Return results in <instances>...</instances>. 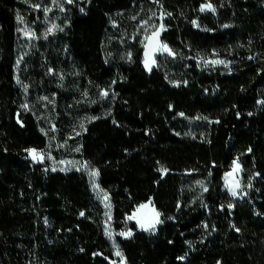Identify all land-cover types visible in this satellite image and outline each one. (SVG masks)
<instances>
[{"label": "trees", "instance_id": "16d2710c", "mask_svg": "<svg viewBox=\"0 0 264 264\" xmlns=\"http://www.w3.org/2000/svg\"><path fill=\"white\" fill-rule=\"evenodd\" d=\"M129 1L74 0L63 29L34 41L17 16L39 27L45 0H0V264H114L116 247L127 264H264V70L217 75L165 55L148 71L137 24L103 15ZM158 1L197 50L264 56V0ZM55 127H79L113 231H133L116 246L89 172L29 157ZM236 157L241 198L223 182ZM148 201L162 216L155 232L127 222Z\"/></svg>", "mask_w": 264, "mask_h": 264}, {"label": "rangeland", "instance_id": "374dc122", "mask_svg": "<svg viewBox=\"0 0 264 264\" xmlns=\"http://www.w3.org/2000/svg\"><path fill=\"white\" fill-rule=\"evenodd\" d=\"M74 0H72L73 2ZM68 0H45L43 5L36 7L39 12V27H31L27 23V16L21 20V35L26 40H34L47 38L63 29L61 13L68 4ZM103 15L110 21L115 22L117 19L129 18L133 20L138 28L137 34L141 37L144 48V65L148 62L150 71L157 63L160 56H171L173 58H186L192 60L201 70H205L211 74L227 75L236 72H242L247 69L257 68L264 70V56L261 54L254 55L242 63H233L220 58L216 53H203L194 48L184 37L182 17L168 6L166 3L158 0H132L126 4L103 10ZM163 26V27H161ZM51 29V31H49ZM170 31L172 41L168 42L163 38V34ZM158 32L159 35L153 38V33ZM27 33V34H26ZM167 46V51L162 50V46ZM212 61H223V63H212ZM28 107V105H27ZM41 112V109L36 107ZM37 118L40 115L37 114ZM48 137V145L44 148L30 147L27 149L28 155L35 163L44 165L46 170H86L89 172L93 192L103 205L105 210L106 221L104 228L116 246L115 236L122 233H133L130 228L119 231L117 234L113 231L110 223L111 203L109 194L99 186L95 171L91 170L88 164L79 155V146L77 135L79 127L74 128L72 132H65L62 128H52V132L46 131ZM29 149H35L43 156L42 160H34L29 153ZM236 164L239 168H236ZM224 186L234 198H241L245 195L243 182V165L239 157H236L224 174ZM143 206V207H142ZM159 214L158 216L156 214ZM129 217H132L129 219ZM160 221L155 223V221ZM127 222H136L140 230L146 232H155L156 228L162 222V216L151 201L139 204L135 210L127 216ZM154 224V227H149ZM143 225V226H142ZM110 233V235L108 234ZM127 237V235H121ZM121 253L116 247V258L114 264H127L124 257L117 255Z\"/></svg>", "mask_w": 264, "mask_h": 264}, {"label": "snow or ice", "instance_id": "6c2138e0", "mask_svg": "<svg viewBox=\"0 0 264 264\" xmlns=\"http://www.w3.org/2000/svg\"><path fill=\"white\" fill-rule=\"evenodd\" d=\"M68 2L69 3H71L72 2V0H68ZM204 7L205 6H202V8H201V10L203 11L204 10ZM206 7H208V8H211L212 6L211 5H207ZM213 11L215 10V9H212ZM17 19L18 20H22V18L21 17H19V16H17ZM161 27H163V26H161ZM49 31H51V29H49ZM27 34V33H26ZM159 35V33L158 32H154L153 33V38H155L156 36H158ZM162 50H168L167 49V46L166 45H164V46H162ZM212 63H223V61H212ZM145 67H148V62L147 61H145ZM104 95H107V93H104ZM29 151V153L32 155V157H33V159L34 160H37V159H39V160H42L43 159V156H42V154L41 153H39V152H37L35 149H29L28 150ZM236 168L238 169L239 168V165L238 164H236ZM97 173H93V175H96ZM143 207V206H142ZM81 215H83V213L81 214ZM157 216L159 215L158 213L156 214ZM132 217H129V219H131ZM160 221H155V223H159ZM143 226V225H142ZM149 227H154V224H150L149 225ZM109 235H110V233H108ZM121 235H127V236H130L131 235V233L129 232V233H122ZM117 255L119 256V255H121V253H119V252H117Z\"/></svg>", "mask_w": 264, "mask_h": 264}]
</instances>
